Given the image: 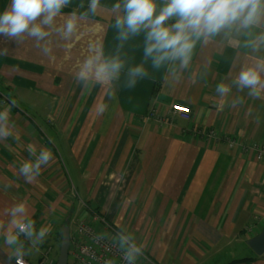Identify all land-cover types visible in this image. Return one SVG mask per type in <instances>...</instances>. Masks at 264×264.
<instances>
[{
  "label": "crops",
  "instance_id": "1",
  "mask_svg": "<svg viewBox=\"0 0 264 264\" xmlns=\"http://www.w3.org/2000/svg\"><path fill=\"white\" fill-rule=\"evenodd\" d=\"M9 2L0 0V9ZM111 2L101 0L104 10L50 57L31 40L18 47L0 36V49H9L0 56V108L17 102L10 113L14 135L0 141V208L23 201L37 228L51 229L24 257L37 264L50 249L57 264L64 224L97 214L99 232L111 234L106 221L144 243L145 264H229L242 258L250 259L234 264H264V253L247 244L264 228V156L228 143L233 138L264 145V97L253 99L233 87L227 99L243 97L244 103L220 111L214 106L216 84L238 71L243 51L221 53L220 42L198 46L194 67L206 72L203 78L190 68L176 82L149 63V76L135 87H126L122 77L114 96L100 85L85 92L72 74L90 43L106 50L117 43ZM80 3L72 0L63 11ZM142 41L141 35L125 43L130 62L141 60ZM175 103L189 106L190 117L175 115ZM209 129L218 135L205 136ZM30 146L48 147L54 162L26 183L17 171ZM69 177L79 182L72 192ZM234 242L246 245L240 257L235 249L231 260L227 253L219 258ZM8 251L0 237V264H15Z\"/></svg>",
  "mask_w": 264,
  "mask_h": 264
},
{
  "label": "clouds",
  "instance_id": "2",
  "mask_svg": "<svg viewBox=\"0 0 264 264\" xmlns=\"http://www.w3.org/2000/svg\"><path fill=\"white\" fill-rule=\"evenodd\" d=\"M72 0H10L0 9V36L14 41L19 47L33 41V47L43 57H50L54 49H62L80 32L81 26L104 10L101 0H87L65 13ZM111 27L117 41L111 49L99 43H90L86 55L78 63L72 76L85 92L100 85L115 95V88L123 77L128 88L149 76L152 70L179 82L183 74L194 67V57L199 47L221 43L231 48L233 56L242 50L238 71L230 80L222 79L215 86L219 99L214 104L218 111L226 106L233 108L244 103L243 97L229 101L233 87L247 92L253 99L264 97V0H112L110 4ZM143 36L141 60L130 62L124 54L125 43ZM9 49H0V56ZM205 67H210L205 65ZM200 78L206 75L197 71ZM0 108V141L14 135L11 106ZM29 156L19 163L17 175L26 183L40 176L42 168L53 161V153L46 146H30ZM115 234H103L115 242L126 264H137L143 255L144 243L133 232L117 225ZM50 226L37 228L30 207L23 201H12L0 208V237L8 248V257L21 264L30 250L44 241ZM105 264H114L106 260Z\"/></svg>",
  "mask_w": 264,
  "mask_h": 264
},
{
  "label": "built area",
  "instance_id": "3",
  "mask_svg": "<svg viewBox=\"0 0 264 264\" xmlns=\"http://www.w3.org/2000/svg\"><path fill=\"white\" fill-rule=\"evenodd\" d=\"M173 113L184 118H189L191 109L185 104H175L173 105ZM153 114L154 113H151V115ZM217 135L218 132L215 129H209L205 133V136L208 137H216ZM228 140L230 146H240L245 150L255 151L259 159L264 156V145L257 142H253L251 144L239 143L233 138H229ZM94 221L96 220H86L83 218H79L74 221L75 228L72 230L70 235L71 242L68 264H105L106 260H112L114 264H126L122 253L115 245L114 241L108 237L97 239V237L103 235V233L99 232L97 227L94 225ZM105 223L107 224L106 221ZM49 252L50 249L43 254L41 264H52ZM144 258L145 256L143 254L138 259L137 264H145ZM21 264L31 263L23 256Z\"/></svg>",
  "mask_w": 264,
  "mask_h": 264
},
{
  "label": "water",
  "instance_id": "4",
  "mask_svg": "<svg viewBox=\"0 0 264 264\" xmlns=\"http://www.w3.org/2000/svg\"><path fill=\"white\" fill-rule=\"evenodd\" d=\"M70 242V226L69 222H66L62 227L61 249L57 264H68ZM247 244L257 255H262L264 253V228L248 239Z\"/></svg>",
  "mask_w": 264,
  "mask_h": 264
},
{
  "label": "rangeland",
  "instance_id": "5",
  "mask_svg": "<svg viewBox=\"0 0 264 264\" xmlns=\"http://www.w3.org/2000/svg\"><path fill=\"white\" fill-rule=\"evenodd\" d=\"M47 134V133H46ZM66 163H68V162H66V159H65V164ZM69 180H70V183H71V185H72V187H69L70 189H71V192H72V189H73V187H75L74 185L76 184L77 186L79 185V182L77 181V179L76 178H70L69 177ZM75 183V184H74ZM74 190V189H73ZM85 204H86V202H84ZM94 210V209H93ZM95 218H93L92 220H99L100 219V217H99V215H97V214H95V216H94ZM75 220V219H74ZM100 222H102V221H100ZM102 224H103V227H105V229H109L110 230V232H111V234H109V236L110 235H113L116 231H118V230H116V228L115 227H113V225L112 224H110V223H104V222H102ZM101 224V225H102ZM110 225V226H109ZM112 225V226H111ZM111 227V228H110ZM75 228V226H73V223H72V226H70V229H74ZM103 234H106V233H104L103 232ZM70 235H71V232H70ZM241 246H244L245 248H246V245H240V243L238 244L237 242H234V243H232V245H230L225 251H223V253L219 256V258H222L223 259V257H224V259H225V253H227L228 254V257H229V260H231L232 259V257H231V250H235V249H237V252L235 253L237 256H234V257H240L239 255L242 253V250H241ZM243 247V248H244ZM70 249V248H69ZM235 252V251H234ZM234 254V255H235ZM68 259H69V256H68ZM225 263H227V262H225ZM224 263V264H225ZM31 264H33V263H31ZM37 264H41V259L39 260V262L37 263Z\"/></svg>",
  "mask_w": 264,
  "mask_h": 264
},
{
  "label": "trees",
  "instance_id": "6",
  "mask_svg": "<svg viewBox=\"0 0 264 264\" xmlns=\"http://www.w3.org/2000/svg\"><path fill=\"white\" fill-rule=\"evenodd\" d=\"M246 259H250V258H242L241 260L240 259H236V260L230 262L229 264H234L237 261H242V260H246Z\"/></svg>",
  "mask_w": 264,
  "mask_h": 264
},
{
  "label": "bare ground",
  "instance_id": "7",
  "mask_svg": "<svg viewBox=\"0 0 264 264\" xmlns=\"http://www.w3.org/2000/svg\"><path fill=\"white\" fill-rule=\"evenodd\" d=\"M175 104H181V103H175ZM175 104H174V105H175Z\"/></svg>",
  "mask_w": 264,
  "mask_h": 264
}]
</instances>
